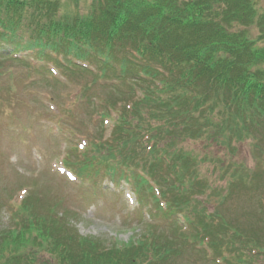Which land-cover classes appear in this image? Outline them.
<instances>
[{
	"label": "trees",
	"instance_id": "1",
	"mask_svg": "<svg viewBox=\"0 0 264 264\" xmlns=\"http://www.w3.org/2000/svg\"><path fill=\"white\" fill-rule=\"evenodd\" d=\"M61 6L0 0V63L27 55L56 65L63 59L70 71L96 68L105 78L142 84L143 96L131 105L101 110L103 125L113 120L109 136L93 138L82 159L65 163L88 187L128 185L140 207L177 219L171 235L149 227L139 238L107 245L80 236L58 204L40 211L28 197L0 231V264H37L42 253V264H175L184 235L229 264L244 263L246 252L263 255L258 234L199 205L207 186L198 174L201 156L179 146L255 138L264 129V11L257 1L93 0L88 14L73 16ZM81 95L88 98L87 88ZM243 172L239 182L246 184Z\"/></svg>",
	"mask_w": 264,
	"mask_h": 264
},
{
	"label": "rangeland",
	"instance_id": "2",
	"mask_svg": "<svg viewBox=\"0 0 264 264\" xmlns=\"http://www.w3.org/2000/svg\"><path fill=\"white\" fill-rule=\"evenodd\" d=\"M60 1L61 13L73 16L88 14L93 0ZM256 1L264 11V0ZM252 31L258 34L257 29ZM23 61L0 63V231L9 227L10 216L30 197L40 211L58 204L80 236L107 245L139 238L149 227L171 235L169 228L177 218H165L161 212L153 216L146 206H138L128 185L116 188L107 181L109 186L93 189L82 178L75 180L65 172L64 158L82 159L81 152L93 138H107L111 133L113 120H103V125L101 110L114 102L118 107L126 102L131 105L143 96L142 84L114 74L105 78L92 67L70 71L63 59L60 65L28 55ZM85 88L88 98L80 101ZM254 136H234L225 143L184 140L179 146L201 156L198 174L207 186L197 194L199 205L233 226L258 234L264 245V129L254 131ZM244 169L246 184L239 182ZM185 237L181 242L186 245L175 264H229L213 256L208 246H196L191 236ZM226 254L229 261H235L233 253ZM46 259L42 253L37 264ZM244 260L241 264H264V254L256 257L246 252Z\"/></svg>",
	"mask_w": 264,
	"mask_h": 264
}]
</instances>
